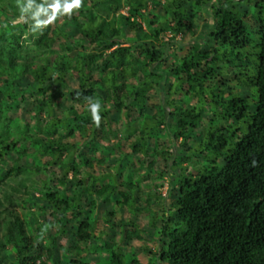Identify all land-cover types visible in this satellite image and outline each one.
I'll list each match as a JSON object with an SVG mask.
<instances>
[{
    "label": "trees",
    "instance_id": "obj_1",
    "mask_svg": "<svg viewBox=\"0 0 264 264\" xmlns=\"http://www.w3.org/2000/svg\"><path fill=\"white\" fill-rule=\"evenodd\" d=\"M48 2L0 0V184L24 169L46 173L38 195L26 178L10 190L0 185V264H51L64 233L75 241L73 264H91L95 252L105 256L97 264H138L98 229L100 219L123 227L111 215L124 206L150 214L158 236L156 249L141 244L143 264H264V0H83L64 23L40 29L42 13L33 16L51 11ZM175 44H187L184 53ZM155 87L164 96L151 114L145 104ZM30 97L35 122L20 126L16 115H25ZM86 97L102 105L99 127ZM120 121L130 150L112 127ZM162 135L175 151L149 149ZM99 146L114 152L112 163L98 158ZM151 151L167 160L163 169L153 155L144 158ZM128 157L137 170L168 174L171 200L162 212L151 207V198L164 205L160 193L138 195L147 175L133 182L112 172ZM22 187L27 209L19 217L7 205ZM36 214L43 221L32 227ZM128 222L133 231L121 228L119 238L141 239L145 231Z\"/></svg>",
    "mask_w": 264,
    "mask_h": 264
},
{
    "label": "rangeland",
    "instance_id": "obj_2",
    "mask_svg": "<svg viewBox=\"0 0 264 264\" xmlns=\"http://www.w3.org/2000/svg\"><path fill=\"white\" fill-rule=\"evenodd\" d=\"M53 3V0H49L48 4L51 5ZM47 10V12H43L41 11L42 13V16L44 17L42 19V21L44 20H47L48 19V16L51 15V11L48 9V8H44ZM159 10V9H158ZM122 13L126 14V10L125 9H122L121 10ZM62 17H68V16H61V15H58L57 16V19L60 23L63 22L65 20H63ZM205 17V18H204ZM203 21L206 20V14H204L203 16ZM7 19L4 18V20L2 21L3 22V27H4V24L7 23ZM16 23V22H15ZM15 23H10V25H14ZM57 22L55 21L54 23L50 24L49 26L50 27H53ZM69 25V24H68ZM73 26H71V28H69V26H65L64 29L66 30H70V34H72L73 32H76L77 29L76 28H72ZM41 29V27H38ZM169 35V34H168ZM25 37V38H24ZM27 38V34H24V36L21 37V39H26ZM58 38H62V37H58ZM177 40H183V38L181 37V35H178L176 37ZM189 41V37L186 36L183 40V42L187 43ZM172 47L175 49V52L179 55V54H182L184 53V49L185 47H187V44L186 46H184V49L180 48L179 45L175 44V45H172ZM71 84H74L75 85V79H71L70 80ZM125 82H128V83H131V82H134V77H127ZM162 88H159V87H155V88H152L150 91L152 93L151 94V99L150 101L145 104L147 109H149V113H154L156 110H158V106L162 105V98L164 96L163 92L161 91ZM162 95V96H161ZM33 98H29L24 104H23V107H24V110L26 111H23L25 112V115L23 114V117H22V113L19 111L16 115L17 117V120H18V124L20 126H23L24 124H26V122L28 123V125L30 126L31 124H33L35 122V116L33 115V107H34V104L32 102ZM152 102V103H151ZM159 103V104H158ZM158 104V106L156 105ZM111 112H113V110H111ZM45 118H43V121L41 122V124H43ZM117 123V122H116ZM112 122V127L117 131L118 133V137L120 138V140L124 143V147L126 150H130V147H129V143L131 142V137L130 138H126L124 137V130H123V124L120 122H118L117 124ZM137 126V124H136ZM152 144H151V147H149V149H154L159 152V150L161 149H168L169 151H175V145L176 144H170L169 143V136L167 135H162L161 137H158V138H152ZM179 141V140H178ZM21 144H23L24 146H26V142H21ZM155 144H158L157 147H154ZM168 146V147H166ZM30 151V150H29ZM97 156L98 158L102 157L103 155H106L108 156L109 158V163H112L113 162V158H114V152H110V150L108 148H105V147H102V146H99L97 147ZM11 152L9 154L6 155V159H7V163L10 164L13 162V157H15V154ZM140 156H142V153L139 152L138 153ZM154 156V159H155V163L159 165V168L163 169L164 166L167 164V160L166 159H163L161 158L160 156H158L157 154H154L153 151H151L148 155H144L145 159L149 160L151 156ZM156 155V156H155ZM143 157V156H142ZM42 161H45L47 159V156H43L42 157ZM202 158L200 156H196L194 157V160H201ZM126 161V160H125ZM128 163L126 162V166L124 167V169H116V168H112V172H115V174L119 175L120 178L122 179H125V180H131L133 182H135L137 179H138V176L137 173H141L142 175H147L148 177H144L141 179L140 183L142 185L141 189L138 190V195L139 197H146L147 195L146 194H157V193H160L161 197L162 198H165L164 200V205L161 204L163 201L158 198H151V207L156 210V211H161L164 210V208H166L171 200V196L170 195H167V187H168V174L166 173H163V176L161 178H157V174L156 173H153V174H148L145 172V170H137V163H136V159L135 158H132V157H128ZM22 162H31V157H24L22 159ZM191 163V162H190ZM189 163V170H191V167L192 165H190ZM105 165V164H103ZM53 167V171L55 172L54 174L55 175H52V180H55L56 179V176L59 175V169L56 167V166H52ZM136 167V168H135ZM3 174V173H2ZM46 173L43 172V171H33V172H28L26 171L25 169L22 170V172L20 174H18L17 176H15L16 178L15 179H12L9 181V179H6L7 183L9 185H14L16 186V183H17V179L18 177H22V178H26V185H29V190H32L31 191V194H34V195H38L39 194V191H38V188L40 187H45L42 180L43 178H45V175ZM69 176H71V173H69ZM112 178V177H111ZM4 181V182H6ZM32 183V184H31ZM7 184V185H8ZM1 186H7L5 183L2 182V184H0ZM7 186V189L10 190V186ZM33 186V188H32ZM72 188L74 187V183H72L70 185ZM175 192V191H174ZM14 193V192H13ZM1 195L2 193H0V198H1ZM15 195V201L16 203L13 205H10L8 206L7 205V208L9 207V209L11 208L13 211H16L19 215V217H22L23 214L26 212V209L24 204H23V200L24 198H26L27 194L24 192V189L23 187L21 188L20 191H16L14 193ZM98 204L97 206L95 207V211L97 212L101 207V205L99 206L100 202H99V199L97 200ZM157 202V203H156ZM159 204V205H158ZM109 208V205L107 206ZM34 207L31 208V210H33ZM104 209V208H103ZM111 218L113 220H119V219H123L125 221V225H123V227H121L119 223H115V222H104L102 221L101 219L98 221V229H103L105 230L107 233H105L103 235V239L105 240H109L110 242H117V243H120V245H122L123 249L132 254V256L137 259L138 261V264L140 262V264H143L146 262V260L148 259V256H147V253L145 250H143V248L141 247V244L142 243H146L147 246L151 247L152 249H156L157 246H158V242H157V234L153 233V227L151 226V215L148 214V213H141V212H138L136 210H130V209H127L126 206L123 207V209H121L120 211L119 210H116L114 214L111 215ZM129 219L132 220L134 223H137L138 226H139V229L145 231V233H143V235L141 236V239H134L133 236L130 237V239H127L126 237L123 239L119 238L120 237V229L121 228H125L126 231H133L134 227L132 224H130L128 221ZM43 221V218L40 217L39 215H35L31 222H30V225L33 227L34 225L37 226H40L41 222ZM155 225L156 227H159L161 225V221H156L155 222ZM53 231V230H52ZM51 231V232H52ZM0 233H2V230H0ZM47 233H43V235L38 238V240L41 242V243H44V242H47ZM56 241L57 243H59L61 246H59L57 249H56V252H57V260L55 262L51 261V264H73L72 262L68 261V258L70 257H73L74 253L72 251V246L75 245V241L74 239L68 235V233H64V234H58L56 235ZM103 243V242H101ZM102 251V250H101ZM104 252V251H103ZM100 254L102 253H99V252H95L94 254H88V257L91 261V264H94L96 262L97 263H104L103 260L105 259V256L104 258L102 259L101 256H99ZM83 255V254H82ZM137 257V258H136ZM65 258V260H63Z\"/></svg>",
    "mask_w": 264,
    "mask_h": 264
},
{
    "label": "clouds",
    "instance_id": "obj_3",
    "mask_svg": "<svg viewBox=\"0 0 264 264\" xmlns=\"http://www.w3.org/2000/svg\"><path fill=\"white\" fill-rule=\"evenodd\" d=\"M29 3L31 4V0H29ZM82 5H83V0H63V5L61 4V0H53V3L49 5L52 14L48 16L47 20L40 21L39 19H37V26L47 27L48 25L56 21L58 15H62V16L66 15L71 17V15L73 14V9L79 10L82 7ZM19 10L21 14H23V12L25 11V9H19ZM41 11L45 13L47 12L46 9L40 7V9L36 13H34L33 18L38 17ZM5 27H7V25H5ZM31 30L35 32V28H32ZM85 99L87 100L89 105L92 122L97 127H99L102 121V116H101L102 105L99 102V100H93L92 97H86Z\"/></svg>",
    "mask_w": 264,
    "mask_h": 264
}]
</instances>
